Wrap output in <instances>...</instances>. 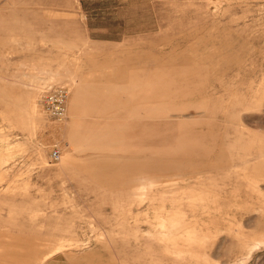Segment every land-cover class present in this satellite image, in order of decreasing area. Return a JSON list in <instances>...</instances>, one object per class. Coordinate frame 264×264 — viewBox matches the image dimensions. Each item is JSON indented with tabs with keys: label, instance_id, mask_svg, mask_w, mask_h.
Returning a JSON list of instances; mask_svg holds the SVG:
<instances>
[{
	"label": "rangeland",
	"instance_id": "rangeland-1",
	"mask_svg": "<svg viewBox=\"0 0 264 264\" xmlns=\"http://www.w3.org/2000/svg\"><path fill=\"white\" fill-rule=\"evenodd\" d=\"M0 157V264H264V0H0Z\"/></svg>",
	"mask_w": 264,
	"mask_h": 264
},
{
	"label": "built area",
	"instance_id": "built-area-1",
	"mask_svg": "<svg viewBox=\"0 0 264 264\" xmlns=\"http://www.w3.org/2000/svg\"><path fill=\"white\" fill-rule=\"evenodd\" d=\"M69 92L63 86H54L47 89L41 100L42 111L45 116L57 123H62L67 117V101ZM60 148L55 145L52 149L51 159H60Z\"/></svg>",
	"mask_w": 264,
	"mask_h": 264
},
{
	"label": "crops",
	"instance_id": "crops-1",
	"mask_svg": "<svg viewBox=\"0 0 264 264\" xmlns=\"http://www.w3.org/2000/svg\"><path fill=\"white\" fill-rule=\"evenodd\" d=\"M63 73V78H66V77H68V78H70V80H71V82H72V85H73V87H71L70 88V92H72V98H73V96L77 93V92H79L78 90H75V80H74V71L73 70H71L70 68H68V69H66L64 72H62ZM70 82V83H71ZM72 89H73V91H72ZM76 91V92H75ZM73 92H74V94H73ZM77 95H79V93L77 94ZM70 97H71V95H70ZM76 101H77V98L75 99V101H74V107L73 108H75L76 106H78V104L76 103ZM76 110L77 109H75V111H73V112H70V113H77L76 112ZM72 118L73 119H76V124H78V121L80 120V116H79V114L78 115H73L71 118H69V121H68V123H67V127H66V131H64V132H66V134H67V131H68V129L70 128V125H71V123L73 122H75V121H73L72 120ZM72 121V122H71ZM140 181V180H139ZM58 245H62V246H67V245H65V244H63V243H60V244H58ZM52 256V255H51ZM51 256H49V257H51ZM48 257V258H49ZM48 258H46V259H44L42 262H41V264H43Z\"/></svg>",
	"mask_w": 264,
	"mask_h": 264
},
{
	"label": "bare ground",
	"instance_id": "bare-ground-1",
	"mask_svg": "<svg viewBox=\"0 0 264 264\" xmlns=\"http://www.w3.org/2000/svg\"><path fill=\"white\" fill-rule=\"evenodd\" d=\"M72 91H73V89H72ZM76 92V91H75ZM73 94H74V92H73ZM78 92L73 96V98H72V92H69V98H68V103H67V113L69 114V118H71L73 115H78V113H70V112H73V111H75V109H76V107L75 108H73L74 107V101H75V99L78 97ZM70 95H71V97H70ZM38 118V117H37ZM67 118V117H66ZM66 120V119H65ZM72 120L73 121H75V124H76V119H73L72 118ZM72 122V121H71ZM67 123H68V121L66 122V125H67ZM73 125V122L71 123V126ZM1 158V157H0ZM145 181H146V183H148L149 184V182L151 181L150 179H148V177H146V179H145ZM145 185V184H144ZM172 185H177V184H172ZM143 188L144 189H147L148 187L147 186H143ZM143 190V189H142ZM175 220H178V219H175ZM176 226H178V225H176ZM174 228H177V227H174ZM169 231V230H168ZM174 231H175V229H174ZM264 242V241H263ZM243 245V244H242ZM251 245V244H250ZM258 245V244H257ZM243 247V246H242ZM242 253H244V252H242ZM245 254V253H244ZM243 259V258H242Z\"/></svg>",
	"mask_w": 264,
	"mask_h": 264
}]
</instances>
